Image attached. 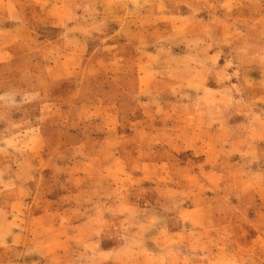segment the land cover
Wrapping results in <instances>:
<instances>
[{
    "label": "rangeland",
    "instance_id": "obj_1",
    "mask_svg": "<svg viewBox=\"0 0 264 264\" xmlns=\"http://www.w3.org/2000/svg\"><path fill=\"white\" fill-rule=\"evenodd\" d=\"M0 264H264V0H0Z\"/></svg>",
    "mask_w": 264,
    "mask_h": 264
}]
</instances>
